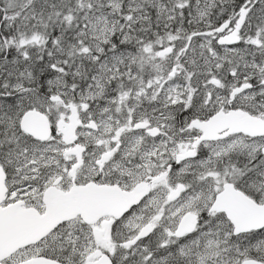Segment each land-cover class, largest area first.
Masks as SVG:
<instances>
[{
    "label": "snow or ice",
    "instance_id": "1",
    "mask_svg": "<svg viewBox=\"0 0 264 264\" xmlns=\"http://www.w3.org/2000/svg\"><path fill=\"white\" fill-rule=\"evenodd\" d=\"M0 264H264V0H0Z\"/></svg>",
    "mask_w": 264,
    "mask_h": 264
}]
</instances>
